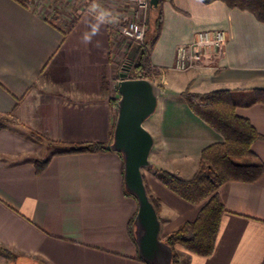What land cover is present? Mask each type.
<instances>
[{
  "label": "crops",
  "instance_id": "1",
  "mask_svg": "<svg viewBox=\"0 0 264 264\" xmlns=\"http://www.w3.org/2000/svg\"><path fill=\"white\" fill-rule=\"evenodd\" d=\"M162 5V30L150 52L162 72L160 81L155 78L162 93L150 130L155 137L150 158L153 168L190 179L203 149L223 137L191 109L181 95L185 89L235 91L237 112L264 136V102L247 104L264 89V22L224 0ZM110 15L101 0H0V122L6 125L0 129V264L13 261L4 248L19 264H147L130 234L138 203L125 194L121 155L113 150L54 155L22 126L69 145L112 141L116 114L110 98L116 93H108L115 57L125 46L111 34L120 23ZM217 27L228 33L218 68H172L179 45L198 30ZM99 66L107 68L110 85L94 91ZM168 70L177 73L168 77ZM252 150L264 162V139ZM48 157L38 174L35 160ZM144 174L161 203L160 236L166 240L195 220L205 202H189L153 171ZM218 195L226 210L214 251L203 256L178 245L177 264H264V173L253 182L229 181Z\"/></svg>",
  "mask_w": 264,
  "mask_h": 264
},
{
  "label": "trees",
  "instance_id": "2",
  "mask_svg": "<svg viewBox=\"0 0 264 264\" xmlns=\"http://www.w3.org/2000/svg\"><path fill=\"white\" fill-rule=\"evenodd\" d=\"M224 1L230 7L249 10L258 20L264 22V0ZM162 2L163 0H159L157 6H151L146 40L144 45L141 46L137 61L131 70V75L129 76L131 78H149L153 80L162 74L160 69L152 66L150 60V52L163 26L164 12ZM73 26L74 23L70 26L69 30ZM108 86L107 68L99 66L96 69L95 80L91 83V90L103 91L108 89ZM115 93L116 95L110 98L114 110L117 108L116 104L119 99L117 87L115 88ZM181 95L191 109L219 132L223 139L211 143L203 149L199 169L190 179L181 178L162 168H156L155 170L157 177L185 200L192 203L205 202L195 220L184 223L170 233L165 240L173 247V264L178 263L179 254L176 251V246L178 245L183 246L192 253L203 256L210 255L214 251L221 219L226 210L219 198L218 189L229 181H256L264 173V162L252 150L253 143L259 139H264V136L249 118L241 116L237 112V107L240 103L234 96L235 91L217 89L201 93L193 92L187 88ZM258 101L264 102V89L256 90L255 96L247 104H254ZM4 126L6 125L0 122V129ZM29 130V135L34 140L44 142L47 139L39 131ZM52 142L54 141L52 140ZM61 145V148L53 152L54 155L110 150L107 148V144L97 142L73 143L70 145L63 143ZM50 159L51 157L35 160L34 163L38 174L45 171ZM148 192L159 212L161 208L159 199L151 194L149 188ZM125 194L132 196L126 190ZM133 221L134 218L130 224V234L136 243ZM3 250L7 255L15 256L10 250L5 248Z\"/></svg>",
  "mask_w": 264,
  "mask_h": 264
},
{
  "label": "water",
  "instance_id": "3",
  "mask_svg": "<svg viewBox=\"0 0 264 264\" xmlns=\"http://www.w3.org/2000/svg\"><path fill=\"white\" fill-rule=\"evenodd\" d=\"M157 6L159 0H150ZM141 44L134 42L128 57L133 62ZM120 73L117 84L119 99L112 141L107 148L121 154L125 190L138 203L133 228L139 257L147 264H173V247L160 236L161 218L150 198L145 181L144 168L153 167L150 158L155 137L145 122L157 110L162 86L149 78H131L129 66Z\"/></svg>",
  "mask_w": 264,
  "mask_h": 264
},
{
  "label": "built area",
  "instance_id": "4",
  "mask_svg": "<svg viewBox=\"0 0 264 264\" xmlns=\"http://www.w3.org/2000/svg\"><path fill=\"white\" fill-rule=\"evenodd\" d=\"M131 5L132 11L127 15L125 22L116 24V31L131 42H138L141 46L146 40L149 29L151 11L150 0H109ZM228 42L226 29L205 28L198 30L192 41L177 47L174 70L185 72L193 69H216L220 59L224 56ZM153 67H156L152 64Z\"/></svg>",
  "mask_w": 264,
  "mask_h": 264
},
{
  "label": "rangeland",
  "instance_id": "5",
  "mask_svg": "<svg viewBox=\"0 0 264 264\" xmlns=\"http://www.w3.org/2000/svg\"><path fill=\"white\" fill-rule=\"evenodd\" d=\"M101 1H102V4L106 7V9L109 11V13H111L110 17H114V19L116 21H118L119 23L125 22L126 16L130 15V13L132 11L131 5H129V4H125V3H122V2H118V1H109V0H101ZM61 8H62V6H61ZM149 22H150V18H149ZM111 34H112L113 38L116 36L117 39H120L122 41L121 42L122 45L125 46L124 49H123V52L117 54L118 56L115 57V61H114L115 63L113 64V67H112V69H113L112 77H114L112 82L114 84L112 85L111 93L109 92L108 94H112L113 95L114 94L113 89L115 90V88L117 87V84H115V79L118 78V77L120 78V73L125 71L123 68L126 67V66L128 67L129 63H132V65L129 66L130 69L128 71V76H130L131 75V70H132V68L134 67V65H135V63L137 61V57H136V59L133 62H130L129 57H128L130 48H131V46H132V44L134 42H131V41L127 40L118 31L112 32ZM115 34H117V35H115ZM125 48H126V50H125ZM165 73H167V76L169 77V76L176 75L177 72L173 71V70H168ZM110 74H111V70H110ZM153 80L155 82H156V80L160 81L159 77H157L156 80L155 79H153ZM109 85H110V83H109ZM95 96H97V95H95ZM91 97H93V95H91ZM115 114L117 115V108L115 110ZM157 116H158V114L155 113L154 115H152L150 118H148L146 120L145 126L149 130H152L153 124H154L155 120L157 119ZM12 120L14 121L15 119L13 118ZM22 126H23L24 129H26L28 131V133L30 131L29 129L35 130V129L31 128V127H28L27 125H24L23 123H22ZM36 131H38V130H36ZM40 133H42V132H40ZM42 143H46V144L50 145V148H48V151L49 152H53L56 149L61 148L62 147L61 144L65 143V142L64 141H60V140H56V141L52 142L51 139L47 138ZM155 170H156V167L155 168H152V167L144 168V172H146V173H149V171H153L155 173ZM9 257L13 260L12 264H19V262L21 261L20 259H18V260L16 259L17 255H15L14 257L13 256H9Z\"/></svg>",
  "mask_w": 264,
  "mask_h": 264
}]
</instances>
